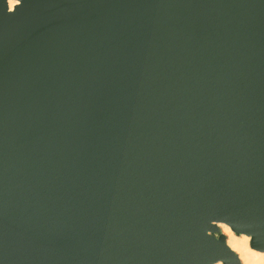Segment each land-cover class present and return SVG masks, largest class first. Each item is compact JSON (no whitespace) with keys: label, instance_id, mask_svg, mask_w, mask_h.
I'll return each mask as SVG.
<instances>
[{"label":"water","instance_id":"1","mask_svg":"<svg viewBox=\"0 0 264 264\" xmlns=\"http://www.w3.org/2000/svg\"><path fill=\"white\" fill-rule=\"evenodd\" d=\"M221 224L264 252V0H0V264H243Z\"/></svg>","mask_w":264,"mask_h":264},{"label":"bare ground","instance_id":"2","mask_svg":"<svg viewBox=\"0 0 264 264\" xmlns=\"http://www.w3.org/2000/svg\"><path fill=\"white\" fill-rule=\"evenodd\" d=\"M14 5L15 3H11V7ZM220 227L222 231L228 234V245L239 255L243 264H264V252L251 248L250 237L236 236L227 225L221 224Z\"/></svg>","mask_w":264,"mask_h":264},{"label":"rangeland","instance_id":"3","mask_svg":"<svg viewBox=\"0 0 264 264\" xmlns=\"http://www.w3.org/2000/svg\"><path fill=\"white\" fill-rule=\"evenodd\" d=\"M226 236H227V238H228V234L227 233H225L224 231H222Z\"/></svg>","mask_w":264,"mask_h":264}]
</instances>
